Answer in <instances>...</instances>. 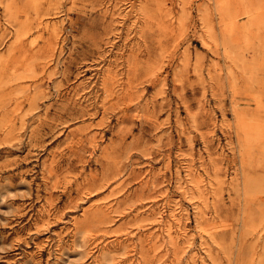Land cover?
I'll list each match as a JSON object with an SVG mask.
<instances>
[{
  "label": "rangeland",
  "instance_id": "374dc122",
  "mask_svg": "<svg viewBox=\"0 0 264 264\" xmlns=\"http://www.w3.org/2000/svg\"><path fill=\"white\" fill-rule=\"evenodd\" d=\"M0 264H264V0H0Z\"/></svg>",
  "mask_w": 264,
  "mask_h": 264
},
{
  "label": "bare ground",
  "instance_id": "6f19581e",
  "mask_svg": "<svg viewBox=\"0 0 264 264\" xmlns=\"http://www.w3.org/2000/svg\"><path fill=\"white\" fill-rule=\"evenodd\" d=\"M201 192V191H200ZM200 192H198V193H200ZM171 229V228H170ZM169 232V231H168Z\"/></svg>",
  "mask_w": 264,
  "mask_h": 264
}]
</instances>
